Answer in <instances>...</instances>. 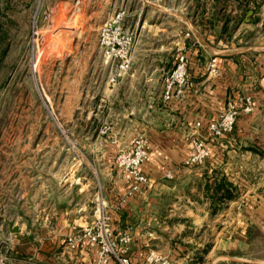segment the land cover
<instances>
[{
  "label": "crops",
  "instance_id": "obj_1",
  "mask_svg": "<svg viewBox=\"0 0 264 264\" xmlns=\"http://www.w3.org/2000/svg\"><path fill=\"white\" fill-rule=\"evenodd\" d=\"M127 26L130 70L113 84L97 74L87 87L101 104L86 112L112 115V136L96 132L97 153L58 179L45 204L32 198L41 212L15 221L17 232L9 226L5 234L0 224L6 254L18 264H91L95 245L70 249L65 241L94 219L99 203L113 231L130 235L132 264H147L150 252L167 264H264V0H133ZM180 54L189 83L164 100ZM212 56L215 76L206 70ZM243 96L252 110L212 137L207 122ZM137 134L148 142L141 170L149 182L127 195L131 182L114 157ZM193 135L205 138L210 154L188 166Z\"/></svg>",
  "mask_w": 264,
  "mask_h": 264
},
{
  "label": "rangeland",
  "instance_id": "obj_2",
  "mask_svg": "<svg viewBox=\"0 0 264 264\" xmlns=\"http://www.w3.org/2000/svg\"><path fill=\"white\" fill-rule=\"evenodd\" d=\"M129 3L133 0H0L3 233L7 220L34 218L41 211L32 209V198L45 204L58 179L77 170L81 157L97 153V131L112 136V115L90 112L101 102L95 89L87 87L97 74L107 79L109 73L98 44L100 27L124 10L120 24L130 31ZM3 241L0 259L18 264L6 254Z\"/></svg>",
  "mask_w": 264,
  "mask_h": 264
},
{
  "label": "built area",
  "instance_id": "obj_3",
  "mask_svg": "<svg viewBox=\"0 0 264 264\" xmlns=\"http://www.w3.org/2000/svg\"><path fill=\"white\" fill-rule=\"evenodd\" d=\"M125 11L118 10L107 21H105L98 32V44L102 50L104 62L109 66L107 81L110 84L116 83L118 78L125 75L131 68V48L133 34L131 31H123L120 20L124 18ZM207 73L215 76L218 73L217 57L212 56L206 65ZM189 83L187 62L184 54H180L173 68L165 79L162 93L164 100L178 97L183 92L185 85ZM252 110V99L250 96H243L239 102L229 99L225 107L209 120L206 129L212 137H221L229 133L235 124L240 112ZM197 125L200 123L197 122ZM147 139L140 134L131 138L127 147L116 152L114 165L118 167L130 180L131 184L127 195L147 185L149 178L141 170V165L148 156ZM210 150L205 138L202 135H193L190 139V150L183 160L184 165H200L209 156ZM95 215L92 222L80 227L79 230L66 236V244L70 249H76L86 245L96 246V258L93 264H132L127 256L130 235L127 231L114 235L110 226V216L96 205ZM147 264H167L165 258L150 252L146 257ZM0 264H7L0 259Z\"/></svg>",
  "mask_w": 264,
  "mask_h": 264
},
{
  "label": "water",
  "instance_id": "obj_4",
  "mask_svg": "<svg viewBox=\"0 0 264 264\" xmlns=\"http://www.w3.org/2000/svg\"><path fill=\"white\" fill-rule=\"evenodd\" d=\"M8 225L10 226L11 232H17L19 230L18 226L16 224H13L11 221L7 220Z\"/></svg>",
  "mask_w": 264,
  "mask_h": 264
}]
</instances>
